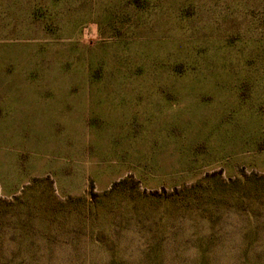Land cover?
Here are the masks:
<instances>
[{
	"label": "rangeland",
	"instance_id": "rangeland-1",
	"mask_svg": "<svg viewBox=\"0 0 264 264\" xmlns=\"http://www.w3.org/2000/svg\"><path fill=\"white\" fill-rule=\"evenodd\" d=\"M251 263L264 0H0V264Z\"/></svg>",
	"mask_w": 264,
	"mask_h": 264
},
{
	"label": "trees",
	"instance_id": "trees-1",
	"mask_svg": "<svg viewBox=\"0 0 264 264\" xmlns=\"http://www.w3.org/2000/svg\"><path fill=\"white\" fill-rule=\"evenodd\" d=\"M247 261H249V259H247ZM252 264V263H251Z\"/></svg>",
	"mask_w": 264,
	"mask_h": 264
}]
</instances>
